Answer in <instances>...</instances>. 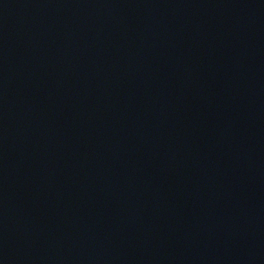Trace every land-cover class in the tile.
Returning <instances> with one entry per match:
<instances>
[{
  "label": "water",
  "instance_id": "95a60500",
  "mask_svg": "<svg viewBox=\"0 0 264 264\" xmlns=\"http://www.w3.org/2000/svg\"><path fill=\"white\" fill-rule=\"evenodd\" d=\"M0 264H264V0H0Z\"/></svg>",
  "mask_w": 264,
  "mask_h": 264
}]
</instances>
